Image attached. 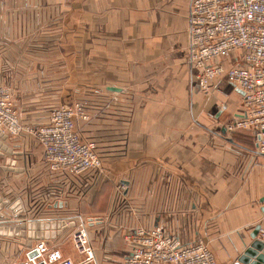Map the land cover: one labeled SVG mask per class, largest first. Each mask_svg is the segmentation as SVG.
I'll return each instance as SVG.
<instances>
[{
	"label": "crops",
	"instance_id": "crops-1",
	"mask_svg": "<svg viewBox=\"0 0 264 264\" xmlns=\"http://www.w3.org/2000/svg\"><path fill=\"white\" fill-rule=\"evenodd\" d=\"M188 13L189 0H0V83L34 123L60 104H84L91 118L79 127L104 171L85 182L113 177L124 186L128 209L111 212L118 223L210 241L216 263L232 264L264 227V155L252 132H222L242 111L236 88L222 79L207 94L194 87ZM9 145L22 151L16 168H47L39 146ZM80 198L65 196L42 217L79 213ZM100 211L87 215L101 219L95 238L90 232L97 264H121L127 227L106 230Z\"/></svg>",
	"mask_w": 264,
	"mask_h": 264
},
{
	"label": "built area",
	"instance_id": "built-area-1",
	"mask_svg": "<svg viewBox=\"0 0 264 264\" xmlns=\"http://www.w3.org/2000/svg\"><path fill=\"white\" fill-rule=\"evenodd\" d=\"M186 58L199 91L209 93L215 81L222 79L243 92L241 113L233 116L224 129L227 134L252 132L256 135V151L264 155V0H189ZM90 118L84 104L74 101L54 107L46 122L23 125L12 90L0 83V142L11 148L10 140L21 134L31 135L50 172H103L96 142L84 138L79 127ZM12 204L7 201L0 210V226L30 221L15 216ZM58 219L65 225L59 234L32 240L25 257L9 264H97L89 218V223L79 214ZM94 219L91 224L97 222ZM258 236L264 241V227L259 226ZM123 239L126 251L121 264H217L207 242H183L157 224L127 227ZM32 250L35 255L29 257Z\"/></svg>",
	"mask_w": 264,
	"mask_h": 264
},
{
	"label": "rangeland",
	"instance_id": "rangeland-1",
	"mask_svg": "<svg viewBox=\"0 0 264 264\" xmlns=\"http://www.w3.org/2000/svg\"><path fill=\"white\" fill-rule=\"evenodd\" d=\"M20 119L22 120L21 123L23 125H31L34 123L31 120L29 121L27 117L20 116ZM15 140L17 142H21L24 146L38 148L36 140L31 135L21 134ZM12 151L16 153L15 155L19 154V152H22L19 148L18 150L12 149ZM1 155L3 154H0V156ZM10 155L12 156L11 160H14L15 162V167L17 162L15 155ZM29 158L30 156L28 157L27 162H29ZM32 159L35 163V157H33ZM5 160L6 157H4V155L1 156L0 164L3 163V165L6 166ZM19 164H21V162H19ZM17 168L22 169V165H17ZM7 171L5 172L0 170V197L4 199H10L11 201H18L21 206V211L18 215L20 217L23 216V219H27L30 221L44 220L45 218L42 216L47 212V205L50 206L54 202H57V200H62L65 196L66 198H68L69 196H72L74 192H76L80 193L81 195L79 202V213L73 212L68 214L67 216H55L53 217L55 220L68 216L69 218H74V215L76 214L83 216L87 220L88 218H92L90 216L87 217V215H97L95 214V209H99L101 210L100 212H102L101 214L106 213L107 211L106 214L108 215L109 221L103 224L106 230L107 227H111L116 230L120 228V231H123L127 226H129L124 225L126 221L123 220L122 222L121 217H119L118 223V219L116 217L113 218V216L111 215V212H117V215L118 213L120 215L122 211L125 212L128 209V202L124 201V197L122 196L124 186L120 184L118 179L111 176L113 180L110 182L109 180H107V178H105L104 180L102 179V181L99 180L97 186L100 185V187L90 186L88 183L91 182V180L89 182H85L86 179L94 178L95 176H101L104 171L102 173L87 171L79 175H58L53 172L50 173L43 165L35 166L30 164L29 166H23L22 170H10V172L9 170ZM12 172H15V174H12ZM78 178H80L81 180H78V182L75 183L74 181ZM100 192H102L101 199H99L98 202H95V198L97 197L96 195ZM105 197L107 198L104 199ZM124 206L126 207L123 208ZM136 209L137 208L134 207L133 212H135ZM56 211L57 210H55V212L53 213L57 214ZM58 214L61 213L59 212ZM111 220L114 222H112ZM121 222L123 224H121ZM91 223L89 224L91 225L90 232L92 234V237L95 238L97 233L95 226L97 225V223ZM204 241L207 242L211 247L210 241ZM65 244L66 249H68L67 246L69 245L67 244V242H65ZM26 246V237H22L19 235L0 234V264H9L15 259H23L25 257V251L27 248Z\"/></svg>",
	"mask_w": 264,
	"mask_h": 264
},
{
	"label": "water",
	"instance_id": "water-1",
	"mask_svg": "<svg viewBox=\"0 0 264 264\" xmlns=\"http://www.w3.org/2000/svg\"><path fill=\"white\" fill-rule=\"evenodd\" d=\"M240 94L243 92L240 89H237ZM225 129L222 128V132ZM3 139L5 138L2 136ZM0 148L6 151L8 154H16L10 147H7L4 143L0 142ZM6 166L4 168L8 170H22L21 168L14 167V160H11L10 157H6ZM122 183L126 184V182ZM7 204L6 200H2L0 197V210L2 209L3 205ZM63 203L54 202L52 207H60ZM15 208V216L21 211V206L18 201H15L11 208ZM1 217V213H0ZM92 222V218L88 219ZM94 220H101L100 218ZM72 225V223H70ZM64 221L59 219H44V220H33L27 223H21L19 226H0V234L2 235H19L22 237H26L27 245H30L32 240L37 238H54L57 234L61 232V229L64 228ZM258 230L259 226H256L252 233L250 234L251 241L249 245L245 247L243 252L237 257V259L232 264H264V241H262L258 237ZM29 257H33L35 255V251H30L27 254Z\"/></svg>",
	"mask_w": 264,
	"mask_h": 264
}]
</instances>
